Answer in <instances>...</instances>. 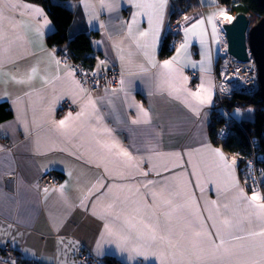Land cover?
I'll return each instance as SVG.
<instances>
[{
    "label": "crops",
    "instance_id": "1",
    "mask_svg": "<svg viewBox=\"0 0 264 264\" xmlns=\"http://www.w3.org/2000/svg\"><path fill=\"white\" fill-rule=\"evenodd\" d=\"M151 2L66 0L75 12L69 34L91 36L94 69L117 66L122 71L115 86L89 92L72 65L47 45L54 24L43 6L0 0V104L8 113L0 118V246L8 245L15 260L78 264L83 243L101 264L107 259L221 264L211 258L210 249L194 246L198 231L211 233L204 240L218 244L222 237L237 249L243 246L249 249L245 257L264 264L259 247L264 237L249 235L264 229V210L256 207L262 202L251 200L259 192L242 181L237 157L214 144L208 128L214 59L225 44L221 26L229 21L226 16H233L217 0H196L177 22L180 35L171 55L162 57L171 0L163 7L158 0L154 7L139 6ZM165 60L171 61V73L163 67ZM191 69L198 70V86L191 84ZM89 99L95 110L89 105L85 116L73 122L74 131L58 126ZM133 119L141 123L133 124ZM99 139H115L132 161L101 149ZM54 171L59 180L38 189L37 178ZM108 204L114 213L123 210L134 218L133 223L144 219L156 224L157 236L168 237L172 246L147 234L136 236L135 229L124 225L125 216L117 220L106 212ZM105 224L113 232L124 226L128 239L110 235Z\"/></svg>",
    "mask_w": 264,
    "mask_h": 264
},
{
    "label": "trees",
    "instance_id": "2",
    "mask_svg": "<svg viewBox=\"0 0 264 264\" xmlns=\"http://www.w3.org/2000/svg\"><path fill=\"white\" fill-rule=\"evenodd\" d=\"M29 2H37L43 6L46 13L49 14L54 30L46 34L47 45L56 49L58 57L60 55L68 56L69 60L80 63L84 67L94 70L96 64L97 53H95L93 44H91V36L84 32L69 34L71 22L75 12L70 7H67L66 0H26ZM218 4L226 7L227 11L234 16L238 12H243L249 17V25H253L258 19L263 16L264 10L259 4V0H217ZM196 4V0H171V12L169 15L170 21L188 13ZM177 21V22H178ZM180 35V30H172L168 28L163 38V42L159 49V54L162 57L171 55L173 48L177 43V38ZM225 104L228 108L232 107H248L253 106L254 117L251 120H238L240 126L233 122L231 130L225 137H220L218 134V125L222 120L218 109L214 108L211 121L208 125L210 138L213 143L220 146L229 154L237 157L238 166L242 164L249 152L248 134L250 137H255L257 150L264 151V101L260 96V92L254 94H246L242 92H234L232 95L225 97ZM3 105L0 104V118L3 115H8L3 112ZM264 170V163L262 164ZM58 178L59 173L54 171ZM53 172V173H54ZM113 260L107 259V264H113Z\"/></svg>",
    "mask_w": 264,
    "mask_h": 264
},
{
    "label": "built area",
    "instance_id": "3",
    "mask_svg": "<svg viewBox=\"0 0 264 264\" xmlns=\"http://www.w3.org/2000/svg\"><path fill=\"white\" fill-rule=\"evenodd\" d=\"M177 18L169 22L172 30H180L177 25ZM63 61H68L75 70L77 78H79L82 86L89 92H95L98 89H105L108 86H115L120 78L122 71L119 67H112L109 69L90 70L80 63L69 60L68 56H59ZM213 68V83H214V108L218 109L222 120L218 125V134L220 137H225L231 130L233 122L240 126V122L232 116L227 105L225 104V97L232 95L234 92H242L248 95L259 91L258 70L255 59L250 55L247 62H242L233 58L225 49L224 46L220 49L218 56L214 59ZM191 84L198 86L199 73L196 70H188ZM65 107L62 105L61 110ZM67 107V106H66ZM248 137L249 154L243 158L242 164L238 166L241 179L249 187H255L262 196L261 202L264 203V170L262 164L264 163V151L257 150L255 137ZM36 187L43 189L54 185L59 179L54 172L43 173L37 178ZM81 247L77 253L78 264H100V258L95 255L92 248L86 244L80 243ZM10 257L3 258L0 255V264H42L38 260L33 261H19L14 259V251L9 247L7 249ZM114 264V263H113ZM120 264V263H119ZM126 264V263H125Z\"/></svg>",
    "mask_w": 264,
    "mask_h": 264
},
{
    "label": "snow or ice",
    "instance_id": "4",
    "mask_svg": "<svg viewBox=\"0 0 264 264\" xmlns=\"http://www.w3.org/2000/svg\"><path fill=\"white\" fill-rule=\"evenodd\" d=\"M155 2L156 0H152L151 3H144L139 5L140 7H154L155 6ZM159 4L161 7H163L164 3L166 2V0H158ZM226 19H228L229 21L232 20L233 18L230 16H226ZM200 23H203V21H200ZM195 27V25L193 26ZM148 33L146 32H141L140 35L141 36H146ZM0 38H2V35H0ZM181 47L183 48L184 45H181ZM175 59V58H173ZM163 67L165 69H168L169 73H171L172 71V66H171V61L169 60H165L163 61ZM32 75L34 76L37 72V69L35 67H33L31 69ZM32 77H28V79H31ZM13 79H15V77H13ZM19 83H25L24 80H20L18 81ZM198 93H193V96H197ZM202 102V101H201ZM91 105V107L93 108V110H95V104L94 102L89 99L88 103L86 105H84V107L81 109L80 112H77L75 114V116H73V114L71 112L68 113L67 116H65L63 119H60L57 124L61 129H64L66 132L68 131H74L73 128V122L75 121H79L81 117L85 116V113L87 112L88 106ZM143 115L145 117L144 119V123H147V117H148V113L147 111L143 110ZM93 113L89 112L88 116H92ZM97 119H100L99 117H97ZM131 123L133 124H138L141 123L140 119H133L131 121ZM93 131H96V129H93ZM103 131L107 134H111V129L108 128H104ZM97 144L101 147V149L107 150L109 154H112L114 156L117 157H124L126 158V160L128 162L132 161L133 157L131 155V153L124 148L123 146H121L119 144L118 141H115V139L112 140V142H108L106 140L103 139H99L97 140ZM219 150H217L218 152ZM223 159V157H221ZM225 167H227V165L225 164ZM145 175H147V173H145ZM149 183H153L152 181H149ZM103 187V185H102ZM61 188H63V185H61ZM45 192L48 191L47 188L44 189ZM157 195V193H152V196L155 197ZM262 199L261 194L257 193V192H253L252 196H251V200L252 201H259ZM168 204H171L172 201L167 200L165 201ZM213 204H215V201H212ZM256 207H258L261 210H264V203H259L256 205ZM106 212L108 214H114L116 219L119 220L121 218V216H125L123 210H120L118 212H113V204H108L106 207ZM134 218H129L127 216H125L124 219V225L127 227V229H135V235L136 236H144L145 234H147L149 236V238L153 241H157L159 240L160 242H164L165 240H168V244L171 247L172 246V242L170 239H168V237H165L163 235L157 236V225L156 224H152V223H147L145 222L144 219H140L138 222L133 223L132 220ZM225 225H229V221L225 220L223 222ZM105 229L108 230L110 235H118L120 239H128V235H125V227L121 226L118 229V232H113L112 229L110 228V226L108 224H105ZM129 235H131V233H129ZM194 237L197 238L196 243L194 244V246L199 247L200 251L204 252L205 249H210V255L211 258L214 261H220L221 264H225V262H227V264H232V261H235V264H255L254 261H251L250 259H248L247 257H245L244 253L246 251H248L249 249H245L243 246H240L239 249H237L235 246H231L228 244V242L221 237L220 242L217 244L214 241L208 239V240H204L202 239V237H210L211 233H202V232H194L193 233ZM217 235H219V231L217 232ZM250 236H261L264 237V229H262L259 233L257 232H251L249 233ZM233 239H242L241 237H233ZM259 247L261 249H264V241H261L259 244Z\"/></svg>",
    "mask_w": 264,
    "mask_h": 264
},
{
    "label": "water",
    "instance_id": "5",
    "mask_svg": "<svg viewBox=\"0 0 264 264\" xmlns=\"http://www.w3.org/2000/svg\"><path fill=\"white\" fill-rule=\"evenodd\" d=\"M264 10V0H259ZM230 21L222 24L225 49L235 59L247 62L251 55L257 65L259 92L264 101V14L256 23L249 25V17L236 13Z\"/></svg>",
    "mask_w": 264,
    "mask_h": 264
},
{
    "label": "rangeland",
    "instance_id": "6",
    "mask_svg": "<svg viewBox=\"0 0 264 264\" xmlns=\"http://www.w3.org/2000/svg\"><path fill=\"white\" fill-rule=\"evenodd\" d=\"M191 70H193V69H191ZM194 70H196V69H194ZM196 71L198 72V70H196ZM188 75H189V73H188ZM189 77H190V75H189ZM228 109H229L230 113L232 114V116H234L238 120H251L254 117V111H253L252 105H250L248 107H239V108L238 107H232V108H228ZM247 187H249V186H247ZM255 190H256V188H255ZM259 194H260V192H259ZM0 247H1L0 248V255L3 258L10 257L9 253L7 252V249H9V246L8 245H1ZM113 262H114V264H119L118 261H116L115 259L113 260Z\"/></svg>",
    "mask_w": 264,
    "mask_h": 264
},
{
    "label": "clouds",
    "instance_id": "7",
    "mask_svg": "<svg viewBox=\"0 0 264 264\" xmlns=\"http://www.w3.org/2000/svg\"><path fill=\"white\" fill-rule=\"evenodd\" d=\"M121 264V263H120Z\"/></svg>",
    "mask_w": 264,
    "mask_h": 264
}]
</instances>
